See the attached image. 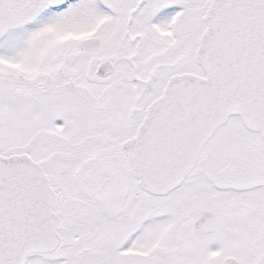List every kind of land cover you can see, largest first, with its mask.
Segmentation results:
<instances>
[{
	"label": "snow or ice",
	"instance_id": "obj_1",
	"mask_svg": "<svg viewBox=\"0 0 264 264\" xmlns=\"http://www.w3.org/2000/svg\"><path fill=\"white\" fill-rule=\"evenodd\" d=\"M0 264H264V0H0Z\"/></svg>",
	"mask_w": 264,
	"mask_h": 264
}]
</instances>
